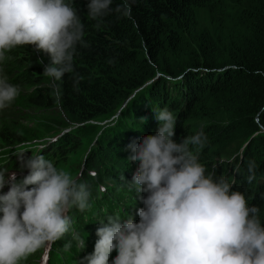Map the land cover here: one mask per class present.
<instances>
[{"label": "trees", "instance_id": "trees-1", "mask_svg": "<svg viewBox=\"0 0 264 264\" xmlns=\"http://www.w3.org/2000/svg\"><path fill=\"white\" fill-rule=\"evenodd\" d=\"M66 2L84 25L73 71L58 81L44 76L51 57L31 46L11 50L2 67L8 82L20 87L15 100L20 107L59 109L51 142L36 153L58 169L104 122L85 148L79 178L88 185L92 206L84 212L73 207L72 227L92 235L109 214L138 216L146 194H137L127 182L138 167L128 161L127 145L156 133L155 112L163 108L177 117V143L203 130L207 141L199 160L207 173L235 179L232 190L259 208L264 224V0H130V16L115 11L123 0H113V11L97 20L88 16L89 0ZM4 132L18 141L41 137L28 134L25 126L0 129ZM250 161L255 178L247 183ZM8 164L18 166L14 160ZM97 239L87 248L94 250ZM67 241L73 247L66 253ZM53 248L51 264L82 259L72 232Z\"/></svg>", "mask_w": 264, "mask_h": 264}, {"label": "clouds", "instance_id": "clouds-1", "mask_svg": "<svg viewBox=\"0 0 264 264\" xmlns=\"http://www.w3.org/2000/svg\"><path fill=\"white\" fill-rule=\"evenodd\" d=\"M112 2L89 0V18L109 14ZM115 11L130 16V0H123ZM83 29L77 9L66 0H0V110L20 95V87L3 74V64L11 59L7 53L32 46L49 54L51 63L44 66L43 75L58 81L73 71L76 46L84 43ZM155 114L156 133L127 145L128 161L138 162L127 182L137 194H146L139 222L128 214L107 215L96 229L94 251L79 264H264L260 210L249 205L243 192L232 190L235 179L207 173L199 160L207 141L203 130L177 143V117L168 108ZM25 152L19 159L26 175L17 179L15 172L0 169V264H24L70 232L76 247L85 248V239L72 230L69 212L73 207L81 212L91 208L88 185L44 155L25 159ZM248 171L246 182L251 183L254 162H249ZM72 247L67 241L63 251ZM113 251L117 255L110 261Z\"/></svg>", "mask_w": 264, "mask_h": 264}, {"label": "rangeland", "instance_id": "rangeland-1", "mask_svg": "<svg viewBox=\"0 0 264 264\" xmlns=\"http://www.w3.org/2000/svg\"><path fill=\"white\" fill-rule=\"evenodd\" d=\"M3 74L7 76V73L4 71ZM59 112L60 111L58 108L51 110L22 108L15 101L6 109L0 110V129L7 128L9 126H14L15 128L25 126V129L27 130L28 134H32L33 132L34 133L38 132L39 135L41 136L39 138L30 137L28 140L18 141L15 138V135L11 133L4 132L3 135L0 134V169H7L9 173L15 172L17 179H20L23 175H26L27 174L26 169L23 171L20 170L21 161L19 159V154L27 151L24 153L25 155L24 158L26 159L29 156H31V154L35 155L38 151L43 150L47 147V144L51 142L50 140L52 138L50 137L49 133H52L50 131L55 127L56 124L54 118L58 117ZM103 123H104L103 121L97 123L99 128L95 131V133L83 139L82 149L79 150L77 154L72 155L71 157L72 160L69 161L67 164H65L63 167H61V169L71 172L74 176H78L79 178L81 177L83 165L85 163L84 158L87 152L85 148L89 147L91 143H93V138L96 132L103 126ZM46 139L49 140L44 142L43 140ZM13 160L16 163H18V166L16 168L10 167V165L8 164ZM113 186L116 187L117 184L114 183ZM8 190H9V186L6 185L2 191L6 193ZM132 218L135 220V222H139L140 219L139 216L135 215ZM73 224L74 222H72V225ZM80 227H81L80 230L81 233H78V231L75 230L73 227L72 230L75 231V234L85 239L84 250L86 249L87 251L85 252L84 250H82V253L80 255V257L83 258L94 251L91 250L92 248H87V245H89L90 241H92V239L96 237L95 235L96 231L94 230L92 231V235H88L87 234L88 229L82 228V226ZM54 246L55 244H53L50 247L39 250V255L37 258L33 257L34 255L33 254L27 259V261L24 262V264H51L50 261H52L51 258L54 255V250H55L53 248ZM116 255L117 252L113 251V253L110 256V261ZM81 260H78V262H74L73 264H79Z\"/></svg>", "mask_w": 264, "mask_h": 264}]
</instances>
